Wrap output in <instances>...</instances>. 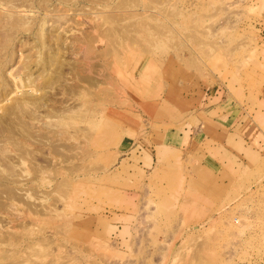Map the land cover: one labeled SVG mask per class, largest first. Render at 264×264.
I'll list each match as a JSON object with an SVG mask.
<instances>
[{"label": "rangeland", "instance_id": "rangeland-1", "mask_svg": "<svg viewBox=\"0 0 264 264\" xmlns=\"http://www.w3.org/2000/svg\"><path fill=\"white\" fill-rule=\"evenodd\" d=\"M0 264H264V0H0Z\"/></svg>", "mask_w": 264, "mask_h": 264}, {"label": "crops", "instance_id": "crops-1", "mask_svg": "<svg viewBox=\"0 0 264 264\" xmlns=\"http://www.w3.org/2000/svg\"><path fill=\"white\" fill-rule=\"evenodd\" d=\"M216 81H218L217 85L210 88L208 86L203 88V93L207 95L204 105L211 106L212 108L210 111H214L216 108H218V106H220L223 111L212 117L213 123L218 126L227 125L229 127V134H232L233 131L238 134V131L236 130L239 124L238 117L236 116V103L231 98L232 96L230 95L229 89L226 86V81H221L218 79H216ZM190 129L191 126L187 127L183 131L178 130L175 132V129H171L168 133H166L167 141L163 145L159 146L160 148L158 149L157 156L159 153H164L167 156L172 154L169 150V147L173 148L172 150H178L179 152H182L183 148L187 147V144H191V137L189 134L190 132L187 133ZM237 134L236 136H238ZM190 144L188 148L190 147ZM162 157L164 156H158V158Z\"/></svg>", "mask_w": 264, "mask_h": 264}]
</instances>
